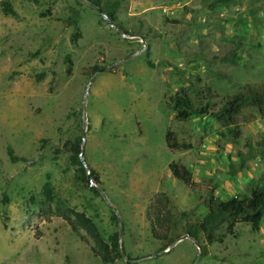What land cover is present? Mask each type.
Masks as SVG:
<instances>
[{"label": "rangeland", "instance_id": "obj_1", "mask_svg": "<svg viewBox=\"0 0 264 264\" xmlns=\"http://www.w3.org/2000/svg\"><path fill=\"white\" fill-rule=\"evenodd\" d=\"M11 1L18 15L0 4V264H264V218L259 231L240 222L234 234L221 230L223 240L202 238L201 255L194 238L178 240L207 214L209 188L227 200L264 184V116L247 105L233 142L210 116L177 119L172 99L184 91L217 110L264 83V0H120L117 24L86 1ZM76 8L73 40L65 20ZM235 53L239 63L227 60ZM169 129L193 147L171 149ZM78 138L99 193L71 163ZM9 146L27 159L11 161ZM172 162L192 170L195 189ZM48 173L56 199L45 209L31 197L41 198ZM65 207L85 212L106 239L119 231L125 255L104 262Z\"/></svg>", "mask_w": 264, "mask_h": 264}, {"label": "trees", "instance_id": "obj_2", "mask_svg": "<svg viewBox=\"0 0 264 264\" xmlns=\"http://www.w3.org/2000/svg\"><path fill=\"white\" fill-rule=\"evenodd\" d=\"M39 2L40 0H34ZM79 3L84 1L90 5L101 7L108 16V19L117 24L119 20L117 9L121 5L120 0H77ZM236 0H213L211 8H216L219 5L228 6ZM3 11L6 14L18 15L11 0H1L0 2ZM81 17L80 9H74L73 14L65 20L66 25H75L76 30L73 33V40L81 35L79 28V19ZM123 28V26L121 27ZM243 59L242 55L234 54L233 57H228L234 63H239ZM101 69L99 66H94L90 72L95 73ZM219 77L228 78V74L219 73ZM174 102V110L176 111V118L179 120H188L194 117L203 118L210 116L217 122L221 123L226 129L222 132L223 136L231 135L233 142H238L241 137V129L238 126V117L247 105H251L259 111L261 116H264V83L256 85H246L244 90H240L234 94L225 96L222 99L221 105L215 110L216 104L211 100L205 103L197 104L187 92L176 94L172 98ZM81 139L78 138L73 143L72 154L70 156L71 163L78 166L79 173L78 179L85 183L86 186L99 193V190L90 184L89 169L84 165L81 159ZM167 144L174 150H187L193 146L189 143L179 142L175 132L172 129L167 131L166 135ZM9 156L11 161L17 162L26 160L24 156H19L14 153V149L9 146ZM172 173L190 188L195 189L198 184L193 179L192 170L186 165L178 162L170 164ZM92 177L99 181V176L94 170L91 172ZM214 187L208 189V196L205 198L204 203L208 208L205 216L196 219L193 222H188L184 228L183 234L190 235L196 241L205 238L208 243L223 240L226 237L221 230L225 229L226 232L234 234L235 228L240 222H246L252 226L254 231H259L261 228L262 220L264 218V184H256L250 193L244 195H236L227 200H222L216 193ZM40 199L33 195L31 197L34 202L43 205L45 209L50 208L56 199L55 186L51 180V174H47V179L43 185ZM61 215L64 216L75 231L83 228L94 239L95 253L101 257L104 262H115L118 258L122 257L119 247L120 233L119 231L112 234L106 239L95 221L86 215L85 212H80L74 208L65 207L61 208ZM74 215V217H72ZM186 215V212H183ZM117 220V216L114 215ZM182 236V235H181ZM177 236V238H179ZM172 243V240L166 241V247ZM205 251V247H204Z\"/></svg>", "mask_w": 264, "mask_h": 264}, {"label": "water", "instance_id": "obj_3", "mask_svg": "<svg viewBox=\"0 0 264 264\" xmlns=\"http://www.w3.org/2000/svg\"><path fill=\"white\" fill-rule=\"evenodd\" d=\"M91 5H92L93 7H95L99 12H101L103 15L107 16L106 13L103 11V9H102L101 7L95 6V5H93V4H91ZM109 22H111V24H114L111 20H110ZM134 55H135V54H132V55H130V56L124 58L123 60L119 61L118 63H122L124 60H127V59L131 58V57L134 56ZM93 80H94V77L92 78L90 84L92 83ZM90 84H89V86H88L87 89L90 88ZM83 138H85V133H84V135H83ZM84 152H85V145L82 146L81 159H82V162L84 163V165L88 168V165L86 164L85 158H84V156H83V155H84ZM88 173H89V178H91V176H92V175H91V172H88ZM185 237H189V238H191L190 235H184V236L180 237L178 240H180V239H182V238H185ZM178 240H176V242H177ZM195 242H196V244H197V245L199 246V248H200V253H199V255H201L203 248H202L201 244H200L198 241L195 240ZM120 250H121L122 255H125V253L123 252V250H122L121 247H120ZM167 250H168V249H167ZM131 261H134V260H130V262H131Z\"/></svg>", "mask_w": 264, "mask_h": 264}]
</instances>
